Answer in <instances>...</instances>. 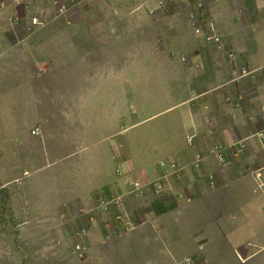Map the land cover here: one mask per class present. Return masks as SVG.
<instances>
[{
    "label": "crops",
    "instance_id": "obj_1",
    "mask_svg": "<svg viewBox=\"0 0 264 264\" xmlns=\"http://www.w3.org/2000/svg\"><path fill=\"white\" fill-rule=\"evenodd\" d=\"M164 1L83 0L72 16L52 15L71 26L26 32L34 50H65L36 59L48 86L38 97L63 100L44 112L63 117L20 179L2 186L9 209L15 218L38 213L46 226L52 215L76 211L95 230L103 200L126 197L114 206L115 221L129 219L128 203L142 198L158 203L160 217L126 229L117 244L125 264H264V0H198L203 8L191 12L192 0H170L182 11L165 16ZM37 5L27 13L41 11ZM211 31L219 45L204 40ZM128 42L139 53L115 78L114 47ZM138 72L142 79L132 78ZM151 73L161 79L156 93L142 89ZM114 81L126 85L125 114L114 108ZM125 117L123 129L116 123ZM219 145L231 148L229 166L211 153ZM132 180L148 184L147 193H131ZM21 185L23 193L10 192Z\"/></svg>",
    "mask_w": 264,
    "mask_h": 264
},
{
    "label": "rangeland",
    "instance_id": "obj_2",
    "mask_svg": "<svg viewBox=\"0 0 264 264\" xmlns=\"http://www.w3.org/2000/svg\"><path fill=\"white\" fill-rule=\"evenodd\" d=\"M44 1L28 0V4H32L29 7L32 8L35 4L41 7V11L35 14L39 21L43 23L39 27L71 26L69 21H66V23L61 20L51 21L53 20L52 15H54L55 8L51 3L52 0ZM73 1L74 3L71 5L68 14L66 13L67 15L71 14L72 16L84 3L83 0ZM194 1L189 2V8L186 9L189 12L194 7L195 9L203 8L198 4V0ZM175 5L176 7L174 3H170V0H165L163 9L160 11L161 14L165 16L176 8L181 10V4L176 3ZM95 7L97 5L89 10ZM120 7L122 11H125V7ZM150 8L145 9V11L148 12ZM16 11L11 4V0H0V264H125V256L118 251L117 244L125 238L128 232L126 229L133 227L134 222L137 224L146 220L149 216L151 218L160 217L158 215L161 211L156 206L158 203H154L155 201L151 204L147 201H141L142 198H132L128 203L131 216L127 219L125 215H123L124 218L120 214L122 216L120 224L114 223L113 202L114 199L125 200L126 197L118 196L106 201L103 200L104 203L100 204L103 207L94 212L96 225L93 228L95 230L85 227V218L76 211H69L66 216L61 215L62 219H55L52 215L53 219L48 221L54 222L53 225L46 226L47 220L38 213L34 215L32 220L28 215L25 216L26 212H23V216L15 218L13 211L9 209V189H2V186L5 183H13L20 179L22 172L28 166L31 155H38L40 151L39 140H41V147L44 149V142L56 130L57 126L60 127L59 122L63 117L59 109L54 114L44 112L47 109L55 112V108L63 106V100L61 98L59 100L57 98L53 99L50 95L46 98L38 97V94L41 91H46L48 86L46 78H43L44 73L42 76L37 73L39 69L37 68L36 59L55 53L60 57L61 53L65 54V50L61 46L60 50L57 51L34 50L33 44L29 40H24V38L26 32L31 35L39 27L30 25L29 21L32 15L22 11L19 13L21 21L15 23ZM145 11L143 12L145 13ZM66 14L59 17H65ZM54 17L56 16L54 15ZM110 18L114 22V18ZM83 20L87 22L85 19ZM91 21H89L91 24L83 22L77 25L92 26ZM117 24L118 22L115 23V25ZM123 37L125 36L121 38ZM119 42L122 43V40ZM126 44L128 45L118 46L116 50L114 47V56L119 53V56H115L117 60L114 61L115 78L120 73L126 75L127 66L121 64L129 59L131 53L135 55L139 53L131 50L130 45H135V43L130 44L128 42ZM121 47H123L122 50ZM109 48L108 46V53L111 52ZM137 70L136 68V72ZM154 73H151V77L143 81V90L144 86L150 85L152 92L156 93L158 91L161 79L155 76ZM34 75L40 76V78L36 79V77H33ZM141 75L143 76L142 72H138L132 78L142 79ZM97 84V89L100 88L99 90L103 93L107 92L104 83L99 82ZM124 87H126L125 84L114 81V90L112 89L114 91V108H117L123 114L126 112L128 100L130 99L125 97L128 91ZM91 91L92 88L89 87L88 90L86 88L85 94ZM41 95L44 94L41 93ZM122 95L123 98H118ZM135 106L137 107L136 104ZM135 118L137 122L141 116ZM119 120L116 125L122 126L123 129L129 125L127 117ZM34 131L39 132L37 137H34ZM120 139L121 136L117 135L116 141ZM20 187L10 192L23 193V186ZM125 206L127 207V204ZM152 206L155 208H152ZM149 207L152 210H149ZM117 224H120V227ZM78 246L81 251L76 253ZM188 261L190 262V260Z\"/></svg>",
    "mask_w": 264,
    "mask_h": 264
},
{
    "label": "built area",
    "instance_id": "obj_3",
    "mask_svg": "<svg viewBox=\"0 0 264 264\" xmlns=\"http://www.w3.org/2000/svg\"><path fill=\"white\" fill-rule=\"evenodd\" d=\"M44 1V0H43ZM51 3L53 4L55 10H54V15L56 17L59 16H63L66 13L69 12L71 5L74 3L73 0H52ZM11 4L13 6V8L15 10H17V14H18V10H28L29 9V5H28V0H11ZM43 15L45 16V14L43 13ZM21 17L16 16L15 17V23H19L21 21L20 19ZM30 25L35 26V27H39L41 26V24H43L41 21H39V18L36 15H32V17L30 18ZM199 32V30H198ZM204 40L208 43H214L219 45L220 42V38L218 36H216L215 34H213V32L211 31L210 33H207L204 35ZM33 134H36V131L33 132ZM260 136H263L262 134ZM189 142L191 143V141H193V137H188ZM212 155L216 158L217 163L219 164V166H229L231 163V158H230V153H231V148L226 147L224 145H219L216 146L214 149H212L211 151ZM239 152H236L234 155L232 156H238ZM172 167H174V165H172ZM256 177L261 181L263 175L261 174V172H257L256 173ZM129 185L131 186V193L137 195V196H142L145 195L147 193V191L149 190V185L140 181H130ZM153 187V186H152ZM156 189L155 191H160L161 185H156L155 186ZM212 188L214 186H211ZM260 188H264V182H262L260 184ZM125 199V198H124ZM126 200V199H125ZM125 200H118V199H114V206L115 207H121L124 203ZM115 223H121V216L118 215L116 217V220L114 221ZM78 251H81V248L78 246L76 248V253H78ZM187 263H190L189 261H187Z\"/></svg>",
    "mask_w": 264,
    "mask_h": 264
},
{
    "label": "clouds",
    "instance_id": "obj_4",
    "mask_svg": "<svg viewBox=\"0 0 264 264\" xmlns=\"http://www.w3.org/2000/svg\"><path fill=\"white\" fill-rule=\"evenodd\" d=\"M15 11H16V10H15ZM21 11H22L23 13H27V10H26V12H25V10H24V11H23V10H19V11H18V14H17V11H16V15L19 16V13H20ZM27 14H28V13H27ZM34 15H35V14H33V16H34Z\"/></svg>",
    "mask_w": 264,
    "mask_h": 264
}]
</instances>
